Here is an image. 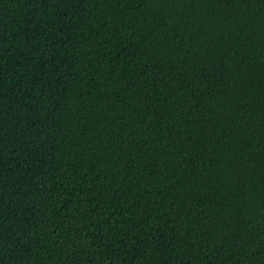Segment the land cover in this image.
<instances>
[{"label": "trees", "instance_id": "trees-1", "mask_svg": "<svg viewBox=\"0 0 264 264\" xmlns=\"http://www.w3.org/2000/svg\"><path fill=\"white\" fill-rule=\"evenodd\" d=\"M0 264H264V0H0Z\"/></svg>", "mask_w": 264, "mask_h": 264}]
</instances>
